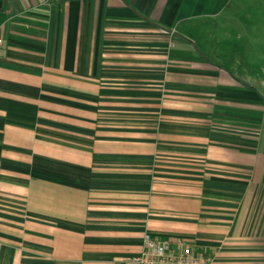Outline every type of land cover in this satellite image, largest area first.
Listing matches in <instances>:
<instances>
[{"label": "crops", "instance_id": "0c3cea01", "mask_svg": "<svg viewBox=\"0 0 264 264\" xmlns=\"http://www.w3.org/2000/svg\"><path fill=\"white\" fill-rule=\"evenodd\" d=\"M0 35V264H264V0H0Z\"/></svg>", "mask_w": 264, "mask_h": 264}, {"label": "built area", "instance_id": "2783aa9c", "mask_svg": "<svg viewBox=\"0 0 264 264\" xmlns=\"http://www.w3.org/2000/svg\"><path fill=\"white\" fill-rule=\"evenodd\" d=\"M3 38L0 35V43ZM215 256L199 250L190 240L166 238L147 233L143 249L133 258L134 264H213Z\"/></svg>", "mask_w": 264, "mask_h": 264}, {"label": "rangeland", "instance_id": "374dc122", "mask_svg": "<svg viewBox=\"0 0 264 264\" xmlns=\"http://www.w3.org/2000/svg\"><path fill=\"white\" fill-rule=\"evenodd\" d=\"M261 76H262V78H264V74L262 73H260V72H258ZM253 122H256L255 120H253ZM253 127H255V124L253 123Z\"/></svg>", "mask_w": 264, "mask_h": 264}]
</instances>
